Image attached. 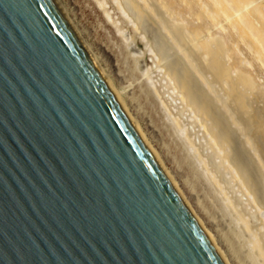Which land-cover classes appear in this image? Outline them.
<instances>
[{
  "label": "water",
  "instance_id": "water-1",
  "mask_svg": "<svg viewBox=\"0 0 264 264\" xmlns=\"http://www.w3.org/2000/svg\"><path fill=\"white\" fill-rule=\"evenodd\" d=\"M0 264H224L53 0H0Z\"/></svg>",
  "mask_w": 264,
  "mask_h": 264
},
{
  "label": "bare ground",
  "instance_id": "bare-ground-1",
  "mask_svg": "<svg viewBox=\"0 0 264 264\" xmlns=\"http://www.w3.org/2000/svg\"><path fill=\"white\" fill-rule=\"evenodd\" d=\"M53 1L95 70L135 119L223 263L233 264L230 252L197 214L181 182L133 114L127 94L102 69L62 2ZM94 1L126 43L136 70L143 61L153 63L143 73L146 91L162 108L177 137L173 151L182 157L176 154L178 163L196 179L189 177V186L197 189V181L210 185L232 215L235 258L240 264H264V0ZM132 32L146 46L140 56L131 53L136 43ZM234 245L231 242V249Z\"/></svg>",
  "mask_w": 264,
  "mask_h": 264
},
{
  "label": "rangeland",
  "instance_id": "rangeland-1",
  "mask_svg": "<svg viewBox=\"0 0 264 264\" xmlns=\"http://www.w3.org/2000/svg\"><path fill=\"white\" fill-rule=\"evenodd\" d=\"M59 2H62L61 4L66 8L68 18L70 17L76 31L81 33L80 36L89 43V47L99 58L102 69L113 79L117 89L127 94L133 114L140 120L152 143L181 182L197 214L218 236L226 252L227 250L230 252H228L229 256L236 262L233 261V264H240L234 255L237 248L231 232L236 227L232 215L222 207L210 185L197 181V189L189 186L187 179L192 177V172L188 167L179 165L176 154L181 160L182 157L178 152L173 151L177 137L165 118L162 108L146 91L143 73L152 67L151 60L141 62V67L138 71L136 70L135 59L130 57L126 43L119 38L112 25L106 22V18L94 0H59ZM132 36L136 43L131 53L140 56L146 46L139 34L132 32ZM182 155L184 156L183 153ZM191 179L196 180L193 177ZM231 242L235 244L233 249H231Z\"/></svg>",
  "mask_w": 264,
  "mask_h": 264
}]
</instances>
